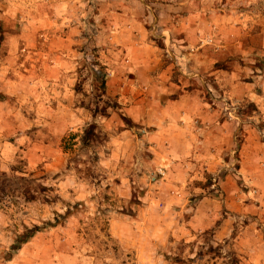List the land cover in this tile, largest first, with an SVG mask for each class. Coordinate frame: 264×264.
Segmentation results:
<instances>
[{
	"label": "rangeland",
	"instance_id": "obj_1",
	"mask_svg": "<svg viewBox=\"0 0 264 264\" xmlns=\"http://www.w3.org/2000/svg\"><path fill=\"white\" fill-rule=\"evenodd\" d=\"M165 1L143 0L161 13L155 14L156 18L152 14L144 18L152 46L150 56L155 59L158 55L160 63L153 64V71L139 73L132 69L122 48L109 45L110 34L99 33L101 26L115 23L108 10L114 0H76L67 7V13L72 15L61 21L67 30L68 24L76 26L78 30L73 35L77 40L72 48L60 51L55 47V35L60 34L26 28L28 21L36 24L28 15L36 11L41 1L3 4L6 9H0V71L7 70L11 62L10 77L20 80L23 76L28 80L24 81L27 90L39 91L31 79L49 73L58 56H62L71 63L70 69L66 65L65 77L71 75L75 91L82 89L79 95L76 93V105L86 109L92 121L69 125L60 138L44 125L26 130L38 143L55 144L50 155L57 157L55 151H60L59 169L43 164L29 171L23 150L14 159L13 172H5L9 178L0 169V264H254L251 257L261 253V248L253 251L261 246L264 210L255 190L254 199H247L250 188L240 178L234 184L244 192L239 196L249 206L235 204L236 208L225 207L218 214V224H223L228 215L236 219L231 239L217 241L216 229L194 232L187 239H181L183 235L170 237L175 228L191 221L203 196L212 191L221 198L220 192H215L219 178L205 175L204 181L188 184V208L183 211L171 195L172 183H176L170 177L169 164L161 156L168 145L154 141L155 128L132 122L125 112L126 105L120 104L121 97H102L99 78L106 72L108 84L113 85L112 93L127 88L128 105L143 100L137 106L149 108L158 101L153 95H143L152 85L150 75L153 78L167 71L180 90L174 97L194 93L220 120L241 124L236 139L238 148L254 129L255 136L264 141L261 111L248 97L251 90L263 95L264 82L257 77L264 74V0H174L177 13L163 11L161 4ZM163 29L173 34L164 33ZM170 39L175 43L185 41L189 49L177 51L176 55ZM182 55L189 57L184 64L176 59ZM217 70L225 73L214 75ZM232 73L236 76L230 77ZM25 88L22 89L26 91ZM133 90L143 91L142 95L134 96ZM38 95L34 94V98ZM26 97H7L5 103L13 107L14 115L20 106L27 115H38ZM116 103L119 110L114 108ZM15 106L18 109L14 110ZM103 110H107L108 118H93L92 112ZM149 119L162 121L155 113ZM95 123L96 137L85 145L86 131ZM40 130L44 132L39 133ZM2 131L0 128V146L7 141ZM7 133L12 141L19 138L12 120L7 122ZM21 178L32 180L31 186L21 183ZM28 187L36 192V201L23 196ZM40 188L47 191L41 192ZM124 218L127 221L121 230L129 237H139L142 243H122L113 237L112 222ZM37 227L40 231L22 244Z\"/></svg>",
	"mask_w": 264,
	"mask_h": 264
},
{
	"label": "crops",
	"instance_id": "obj_2",
	"mask_svg": "<svg viewBox=\"0 0 264 264\" xmlns=\"http://www.w3.org/2000/svg\"><path fill=\"white\" fill-rule=\"evenodd\" d=\"M17 1L0 0V9L5 10L6 8L3 4L7 2L16 6ZM37 1H41V4H38L36 11H30L28 15L36 24L28 21L26 28L37 33L54 31V33L60 34L59 36L55 35L57 37L55 39L56 49L60 51L72 48L77 40L73 33L78 29L76 26L68 24L69 28L67 30L61 18H69L72 15L67 13L66 9L73 2H76V0ZM173 1L166 0L162 3L163 11H174V13H177ZM108 10L111 11L110 17L115 20V23L112 25L108 22L106 26H101L98 29L99 33L110 34L109 45L120 47L123 49V52H126L128 62L133 66V70H138V73L153 71V64L160 63V60L158 55L155 59H152L150 56L152 46L148 43L150 34L144 18H147L151 14L153 16L155 14L161 15L159 10H153L143 0H114V3L110 5ZM51 20H55V23H51ZM86 29L87 24L84 23L83 30ZM163 31L164 33L173 34V31L171 32L166 29H163ZM169 41L176 55L179 51L189 49L185 41L176 40L177 43H175V40H173L174 42L171 39ZM188 58L185 55L181 57L176 56L180 64L186 63ZM215 63H220V60ZM70 64V62H67L65 58L59 55L55 66L49 73H44L38 75L37 78L31 79L32 86L39 88V91L27 90L25 88L27 84L24 81L28 80L23 76H21L20 80L10 77L11 62H9L7 70L3 68L0 71V94L9 98L26 95L32 107H35L38 111V115H27L24 113L22 106H20L23 113L20 114L21 109H19V113L14 115L11 112V110L13 111V107L5 102L0 103V128L3 130L2 137L7 140L4 145L0 146V169L4 171L3 173L13 172L12 165L14 164V159L21 150L26 154L25 158L28 160L29 171H34L39 165L43 164H47L46 166L53 170L59 169L62 165L60 151H55V153L59 154L57 157L53 158L50 155V152L52 153L55 150L53 142L38 143L33 140L32 136L26 134V130L44 125V127L48 126L51 129L53 135L60 138L67 133L69 125L73 126L82 123L86 125L92 121L88 111L76 105V84L74 85V81L72 82L71 75L65 77L64 71L66 65L70 69ZM223 72L222 70H217L214 75H221ZM234 76H236L235 73L230 75V77ZM257 78L264 82V74ZM149 80L152 82V85L146 92L144 91L143 95H153L158 100L155 102L156 104H153L149 108L145 106L139 108L137 106L144 103L143 100L135 105H128L125 101L127 88L122 91L118 89L115 94L112 93L113 85L110 83L108 84L107 96L121 97L120 104L126 105L125 112L132 122L135 125L155 128L154 141L158 144L163 142L168 145L169 149L162 151L161 156L165 164H169L170 177L176 183H172L171 190V195L173 194L175 202L179 203L178 205L181 207L183 206L184 211L188 208V202L186 201V195L189 194L188 189H186L188 184L194 181H204L205 175L219 178L215 192H220L221 198H216L213 192L209 190L210 195H205L200 199L191 221L185 222L182 228L178 229L179 231L174 227L173 234L170 233L169 236L173 235L174 238H179V235H183L181 239H187L188 235L194 232L202 233L216 229L215 239L217 241L221 242L231 239L236 219H233L232 215H228L229 218L223 224H218L219 212L224 210L225 207L236 208L233 206L235 204L239 205V207L244 206V208L249 206L247 205V201L244 202V198L242 199L239 196V193L242 194L244 192L238 191L239 186H235V179H242L244 181L243 185L250 188L249 191H246V194H249V198L247 199H254L252 198L254 190L258 192L260 197L257 198L260 199L261 208L264 210V141L255 136L256 130L254 129V131H250V136L247 137L241 148H238L236 139L241 124L231 120H220L219 116L215 115V111L204 103L200 97L195 96L194 93H180L178 97H174L178 95L180 90L171 80V74L169 75L167 71L157 73L153 78L150 75ZM22 88H25L26 91ZM142 92L133 90L132 93H134V96L136 94L140 96ZM34 94L39 95L37 98H34ZM248 97L257 105L261 111V118L264 121V85L263 95H258L251 90V94ZM15 109H18V107L15 106ZM40 113L48 114V116L46 115L47 118ZM152 113L157 114L159 120L162 121H151L149 115ZM10 115H13L15 120ZM43 117L46 119H43ZM11 120L18 128L19 138L16 141H12L11 138L9 139V133H7V122ZM43 132L42 130L39 131V133ZM165 174L167 175V173ZM200 191L204 192L203 189H200ZM126 221V218H124V221L112 222L113 232L111 234L113 237H116L122 243L126 241L135 244L142 243L143 240L141 241L139 237H129L121 230L125 226L124 222ZM118 224V229L115 231V225ZM217 225L220 226L217 227ZM230 225H233L232 229ZM253 236L258 237V234L254 233ZM149 241L147 239V244ZM251 247L253 246L251 245L249 248L251 249ZM258 248H261V253L256 251ZM142 251L144 252L145 248ZM256 252L258 255L251 257V263L264 264V234L261 246H257L253 251V253Z\"/></svg>",
	"mask_w": 264,
	"mask_h": 264
},
{
	"label": "trees",
	"instance_id": "obj_3",
	"mask_svg": "<svg viewBox=\"0 0 264 264\" xmlns=\"http://www.w3.org/2000/svg\"><path fill=\"white\" fill-rule=\"evenodd\" d=\"M221 69V68H220ZM99 82H100V87H101V89H102V91H103V95H102V97H108L107 96V93H106V91H107V87H108V75H107V73L106 72H102L101 74H100V78H99ZM81 88L79 87V88H77L76 89V93L79 95L80 93H81ZM108 100H109V98H107ZM8 100V98L5 96V95H3V94H0V103H2V102H6ZM116 110H119L120 109V106H119V104L118 103H116L115 104V107H114ZM92 112V111H91ZM92 114H93V118L94 119H96L98 116H101V117H103V118H108L109 117V115L107 114V110H103L102 112H99V111H96V112H92ZM123 118V120L126 122L127 120V118L125 117V116H123L122 117ZM127 124H128V122H127ZM96 130H97V126H96V123L95 124H93V125H91L90 127H89V129L86 131V135H85V138H84V140H83V142H84V144L86 145V143H87V141L88 140H90V139H92V138H94V137H96ZM14 172H16V171H14ZM3 176L5 177V178H9V176L7 175V174H3ZM20 182L21 183H24V184H29V186H31V184H32V180H28V179H26V178H21L20 179ZM40 191L41 192H45V191H47V189L46 188H40ZM5 192V191H4ZM36 192L35 191H33L32 190V188H30V187H28V188H26L25 190H24V192H23V196H25L26 198H27V200L28 201H30V202H33V201H36V199H37V197L35 196L36 194H35ZM40 231V229L37 227V228H35L32 232L30 231L29 232V235H27V237H26V239H24L23 241H22V244H26L31 238H33L34 236H35V234L37 233V232H39Z\"/></svg>",
	"mask_w": 264,
	"mask_h": 264
}]
</instances>
